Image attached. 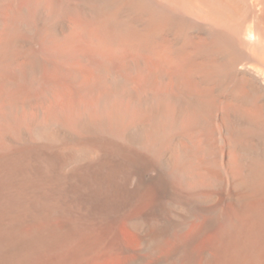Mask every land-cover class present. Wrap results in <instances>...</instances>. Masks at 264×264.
Masks as SVG:
<instances>
[{
	"label": "bare ground",
	"instance_id": "bare-ground-1",
	"mask_svg": "<svg viewBox=\"0 0 264 264\" xmlns=\"http://www.w3.org/2000/svg\"><path fill=\"white\" fill-rule=\"evenodd\" d=\"M0 125V264H264V0H0Z\"/></svg>",
	"mask_w": 264,
	"mask_h": 264
},
{
	"label": "rangeland",
	"instance_id": "rangeland-1",
	"mask_svg": "<svg viewBox=\"0 0 264 264\" xmlns=\"http://www.w3.org/2000/svg\"><path fill=\"white\" fill-rule=\"evenodd\" d=\"M24 23H26V28L24 29V30H22L21 32L22 33H24L25 34V38L27 37L28 38V34H29V30L27 31L26 29H30V31H31V29L33 28V26H34V21L33 20H27L26 22H24ZM28 26V27H27ZM98 110V107L96 108V111ZM0 126H2V125H0Z\"/></svg>",
	"mask_w": 264,
	"mask_h": 264
}]
</instances>
